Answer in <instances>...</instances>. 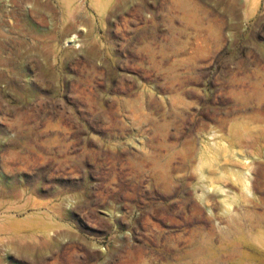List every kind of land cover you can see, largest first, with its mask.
Returning <instances> with one entry per match:
<instances>
[{"label": "rangeland", "instance_id": "1", "mask_svg": "<svg viewBox=\"0 0 264 264\" xmlns=\"http://www.w3.org/2000/svg\"><path fill=\"white\" fill-rule=\"evenodd\" d=\"M0 264H264V0H0Z\"/></svg>", "mask_w": 264, "mask_h": 264}, {"label": "bare ground", "instance_id": "2", "mask_svg": "<svg viewBox=\"0 0 264 264\" xmlns=\"http://www.w3.org/2000/svg\"><path fill=\"white\" fill-rule=\"evenodd\" d=\"M248 182V181H247ZM249 184V183H248ZM129 186V185H128ZM131 201V200H130ZM137 241V240H136Z\"/></svg>", "mask_w": 264, "mask_h": 264}]
</instances>
